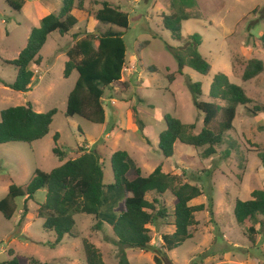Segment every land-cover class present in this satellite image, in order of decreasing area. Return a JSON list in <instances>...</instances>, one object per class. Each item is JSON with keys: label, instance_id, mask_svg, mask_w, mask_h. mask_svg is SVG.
<instances>
[{"label": "rangeland", "instance_id": "obj_1", "mask_svg": "<svg viewBox=\"0 0 264 264\" xmlns=\"http://www.w3.org/2000/svg\"><path fill=\"white\" fill-rule=\"evenodd\" d=\"M84 1L86 10L72 12L79 23L65 36L52 34L41 53L42 64L31 65L34 79L29 93L16 92L0 83V115L6 109L28 103L39 113L58 110L51 134L44 141L0 145V201L12 185L25 188L37 169L50 173L60 167V160L53 153L56 145L68 159H75L80 148L93 144L87 150L98 148L102 152L105 185L115 182L112 154L126 150L132 166L141 168L144 176L162 165L165 173L183 175L182 183L186 181L202 188L204 195L191 205L205 204L207 209L196 213L198 224L192 230L193 239L170 252H165L162 239L175 233L174 197L170 193L157 206L166 208L167 217L149 226L152 236L149 250L123 247L112 226L104 224L100 231L94 230L95 217L86 215L77 217L76 238L67 237L54 246L55 235L46 232L44 221L36 216L37 202L46 199V192L40 191L29 201V213L23 223L18 224L24 209L22 199L16 200L18 211L12 221L0 212V264L12 258L11 250L48 264H86L84 240L102 252L107 264H117L122 249H126L131 264H155L154 258L166 253L171 264H264V235H256L254 243L246 234L251 226L260 229V225L248 222L245 227L239 226L234 216L236 200H251L254 191L264 190V165L260 159V153L264 152V113H251L254 107L264 106V73L242 82L251 59L264 62V49L259 41L264 33V0H197V5L187 10L192 19L183 23L182 37L201 38L200 53L212 65L208 76L191 68H185L183 75L178 73L171 48L183 47L184 41L173 39L163 25V17L177 10L172 0ZM102 2L126 12L130 27L116 28L124 32L127 47L126 85L118 83L106 92L103 98L106 124L97 125L79 117H65L68 96L76 85L78 73L75 71L65 78L64 71L66 54L77 40L88 31L99 36L109 29L94 19ZM62 5L63 0H25L19 12L6 0H0V80L8 85L15 82L17 68L7 63L16 60L27 47L33 29L41 26V20L51 14L58 15ZM220 73L244 88L254 103L239 107L234 130L225 135L216 156L205 159L202 157L205 148L196 149L178 142L174 156L165 158L159 149V136L167 128L165 116L179 118L190 127V134H199L203 115L195 107L192 84H202L200 100L211 102V84ZM169 76L174 77L172 83ZM56 134H59L57 144ZM134 174V171L130 173ZM154 196L147 195V200L152 201ZM116 212L120 213V209Z\"/></svg>", "mask_w": 264, "mask_h": 264}, {"label": "trees", "instance_id": "obj_2", "mask_svg": "<svg viewBox=\"0 0 264 264\" xmlns=\"http://www.w3.org/2000/svg\"><path fill=\"white\" fill-rule=\"evenodd\" d=\"M7 4L16 11H22L25 0H6ZM102 8L94 14L96 22L109 29L95 36L85 33L67 52L64 76L70 78L73 72L78 73V80L70 92L67 101L65 117H79L97 125L106 124V110L103 98L106 92L118 83H123L126 66L127 47L124 32L116 28L128 30L129 15L109 2L100 3ZM84 0H63L58 15L51 14L41 20V26L33 29L27 47L19 57L7 64L17 68V78L13 84L0 83L20 93L32 90L34 72L31 65L40 66L43 62L41 55L47 45L49 37L58 32L65 36L79 23L72 12L77 9L86 10ZM177 10L163 17L165 30L171 32L173 39L184 41L183 47L171 48L178 63V73L183 75L185 68H191L197 73L208 76L212 65L200 53L202 40L198 35L182 37L183 23L192 19L188 9L197 5V0H172ZM264 49V33L259 39ZM146 44V43H145ZM264 73V62L251 59L244 70L242 82L247 83ZM173 76L169 81L173 82ZM126 85V84H125ZM194 104L200 115H203V127L199 134L188 132L189 126L172 115L165 116L167 128L159 136V149L167 159L175 153V145L181 144L204 149L202 157L205 159L217 155L218 147L223 144L225 135L234 130L239 107H247L254 103L248 97L244 88L231 82L225 74L214 77L210 88L211 102L201 101L203 96L202 84H192ZM218 102H222L220 105ZM58 110L52 109L47 113L36 112L28 103L26 106L11 107L0 115V145L10 143H27L32 145L44 140L51 134L54 117ZM252 114L264 113V106H256ZM191 128H195L192 126ZM55 144L59 141V134L54 136ZM54 155L63 163L60 167L47 173L40 169L35 171L31 182L25 187L12 185L7 196L0 201V212L5 219L11 221L18 208L17 199L24 200V209L18 224L23 223L28 204L34 200L40 191L46 192L44 202H37L36 216L44 221L46 232L56 237L54 246L62 243L66 238H76L78 230L77 217L80 215L94 216L97 223L94 230L100 231L104 224L113 228L118 243L123 247L149 250L152 236L149 226L156 224L159 219L167 217L165 207L158 208L161 198L167 193L174 197L175 233L164 235L165 252L173 251L183 245V242L193 239V228L198 224L196 213L205 212L207 206L191 205L204 195L202 188L189 182L182 183L183 175L168 174L158 166L149 176H144L141 168L132 166L130 154L126 150H118L111 156V169L114 184L104 183L103 155L98 151H88L82 147L75 159H68L67 154L56 145ZM264 165V152L260 153ZM134 171L133 176L130 173ZM155 194L152 201L147 195ZM120 209V213L116 210ZM213 215L212 209H210ZM234 216L239 226L245 227L248 222L260 225L248 228L246 234L249 241L255 243L256 235H264V190L252 193L248 201L236 200ZM261 218V219H260ZM263 231L262 233H260ZM86 264H107L102 252L90 241H83ZM12 259L3 264H48L35 258H28L9 252ZM25 260V261H24ZM117 264H131L126 249H122L117 257ZM155 264H171L167 253L163 257H155Z\"/></svg>", "mask_w": 264, "mask_h": 264}, {"label": "crops", "instance_id": "obj_3", "mask_svg": "<svg viewBox=\"0 0 264 264\" xmlns=\"http://www.w3.org/2000/svg\"><path fill=\"white\" fill-rule=\"evenodd\" d=\"M125 80H126V79L124 78V75H123V82H125ZM106 117H107V116H106ZM117 126H119V125L117 124ZM47 137H48V136H47ZM47 137H46V138H47ZM46 138H45V139H46ZM45 139H44V140H45ZM44 140H42V141H44ZM39 142H41V141H39ZM85 142H88V141H85ZM37 143H38V142H37ZM96 144H97V143H96ZM96 144H95V145H96ZM95 145H94V146H95ZM91 146H93V144H92V145L90 144V146H87V148H89V147H91ZM97 151L100 152V153L102 154V152H101L100 150H98V148H97ZM127 152H128V151H127ZM102 155H103V154H102ZM60 163H61V162H60ZM62 164H63V163H61V165H62ZM14 217H15V216H14ZM13 219H14V218H13ZM13 219H12V220H13ZM12 220H11V221H12ZM18 223H19V222H18ZM48 233H50V232H48ZM51 234H53V233H51ZM66 238H67V237H66ZM11 259H12V258H11Z\"/></svg>", "mask_w": 264, "mask_h": 264}]
</instances>
